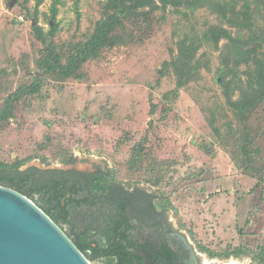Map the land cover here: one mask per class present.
<instances>
[{"label":"rangeland","instance_id":"obj_1","mask_svg":"<svg viewBox=\"0 0 264 264\" xmlns=\"http://www.w3.org/2000/svg\"><path fill=\"white\" fill-rule=\"evenodd\" d=\"M38 1L0 0V109L35 77L45 82L0 124V162H25L22 170L111 172L118 183L155 194L169 223L203 261L264 264V103L246 125L232 113L222 85L226 66L234 64L229 42L217 47L203 40L212 27L238 32L212 10L213 0L127 21L116 33L120 44L85 64L81 79L67 81L46 76L38 62L50 48L65 62L75 45L87 42L106 0H82L78 7L61 0L56 15L54 0H41L36 16ZM234 1L238 9L246 1L259 6L264 16V0ZM255 13L263 26L264 17ZM37 25L45 34L57 27L47 45L36 39ZM186 38L201 41L197 59L205 68L177 90L174 64ZM239 71L246 81L245 67ZM247 136L253 138V170L242 161ZM71 156L77 162L67 164Z\"/></svg>","mask_w":264,"mask_h":264},{"label":"trees","instance_id":"obj_2","mask_svg":"<svg viewBox=\"0 0 264 264\" xmlns=\"http://www.w3.org/2000/svg\"><path fill=\"white\" fill-rule=\"evenodd\" d=\"M60 1L54 0L52 7L54 15L58 13L57 5ZM81 1L75 0V5L78 7ZM203 2L207 1L106 0L103 18L96 24L90 39L85 43L75 45L65 62L55 49H46L44 56L38 62L39 70L46 76L56 75L66 81L81 79V71L85 64L98 60L105 49L120 44L116 33L119 29L124 28L127 21H133L142 16L149 17L156 12L167 13L170 7L194 10L198 4ZM42 4L41 0L37 2L36 16H38V9ZM208 4L211 5L213 11L223 15V18L238 32L235 34L223 27H212L204 35L203 41L213 42L217 47L222 40L229 42L230 57L234 64L231 69L229 65L226 66L222 85L227 90L228 104L233 115L239 120L240 125H246L255 110L264 103V25H257L256 9L259 11V19L264 16H261L259 6L254 9L252 4L247 1L241 9H238L237 2L234 0L230 2L213 0ZM33 31L36 39L47 45L48 39H53L56 36L57 27H52L45 34L43 28L37 25L33 27ZM243 31L246 32L245 38L242 36ZM200 44L201 41L197 38H186L180 43L179 54L174 64L178 76L177 90L183 89L198 78L200 70L205 68L201 65V59H197ZM242 67L246 69L243 72L246 81L239 75V69ZM230 76H233V80L228 81L227 78ZM44 84L43 78L35 77L32 85H23L10 94L5 100L3 108L0 109V124L13 117L15 106L25 97L38 95ZM236 91H239L240 95L235 100L233 96ZM211 125L213 126V122ZM215 131L219 134L217 129ZM252 139L250 136L245 137L241 149L242 161L247 169L251 170L255 165L253 151L250 148ZM76 162L77 159L71 156L67 164ZM24 163L22 161H16L14 164L0 162V185L31 199L61 229L64 230V226L68 225L71 233L64 231L79 250L84 254L86 248L94 252L93 257L88 258L90 261L106 256L107 245L103 240L101 245L99 242H95L92 234L95 228L103 223L102 219L94 222L91 220V224H88L81 234L76 232L75 220L80 212L86 214L87 219H90L92 213L105 212L107 193L111 187L120 184L116 181V177L111 172H104L101 169L95 173H83L75 169H40L37 167L22 170ZM102 235L109 239L106 230L102 231ZM95 243H98V249H94L93 244ZM209 255L211 257L218 256L214 252H209Z\"/></svg>","mask_w":264,"mask_h":264},{"label":"flooded vegetation","instance_id":"obj_3","mask_svg":"<svg viewBox=\"0 0 264 264\" xmlns=\"http://www.w3.org/2000/svg\"><path fill=\"white\" fill-rule=\"evenodd\" d=\"M90 173H95V171ZM106 200L105 212L92 213L90 219L80 212L75 220L76 232L79 234L88 224H91V220L94 222L102 219L103 221L92 234L95 242L101 245L103 240L107 245L106 256L89 260L90 262L101 261L104 264H234L224 263L209 256L207 257L210 260L203 261L197 249L188 242L187 237L175 230L169 223L167 213L161 211L159 207L158 197L149 193L147 189L120 183L111 187ZM64 230L68 232L65 228ZM103 230L107 231L109 239L102 235ZM68 233L70 234L71 231ZM93 247L98 249V243L93 244ZM85 254L87 258H92L94 252L86 248Z\"/></svg>","mask_w":264,"mask_h":264},{"label":"water","instance_id":"obj_4","mask_svg":"<svg viewBox=\"0 0 264 264\" xmlns=\"http://www.w3.org/2000/svg\"><path fill=\"white\" fill-rule=\"evenodd\" d=\"M0 264H91L31 199L0 186Z\"/></svg>","mask_w":264,"mask_h":264}]
</instances>
